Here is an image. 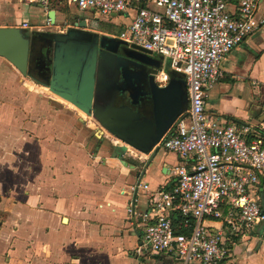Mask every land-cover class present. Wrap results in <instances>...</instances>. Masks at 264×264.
I'll list each match as a JSON object with an SVG mask.
<instances>
[{
	"label": "crops",
	"instance_id": "0c3cea01",
	"mask_svg": "<svg viewBox=\"0 0 264 264\" xmlns=\"http://www.w3.org/2000/svg\"><path fill=\"white\" fill-rule=\"evenodd\" d=\"M228 9L233 11L234 5ZM71 12L74 19L60 27ZM256 15L264 18V0L258 1ZM90 17L105 20L66 0H0V26H20L38 37L35 32L65 31ZM129 21L130 15L123 13L107 22L120 28ZM152 57L155 71H167L168 81L169 59L157 53ZM220 67L205 112L221 123H250L264 137V23ZM35 81L40 82L0 56V264H181L175 250L155 253L143 246L139 216L149 207L153 191L176 181L177 154L156 147L146 164L153 148L140 157L129 154L126 149L133 146L111 133L97 135L101 129L82 123V112L67 107L56 112L57 94L33 88ZM252 192L262 210L264 171ZM231 209L222 207L223 213ZM205 223L209 231L225 233L227 255L219 264H264V222L245 231L231 230L210 216Z\"/></svg>",
	"mask_w": 264,
	"mask_h": 264
},
{
	"label": "built area",
	"instance_id": "2783aa9c",
	"mask_svg": "<svg viewBox=\"0 0 264 264\" xmlns=\"http://www.w3.org/2000/svg\"><path fill=\"white\" fill-rule=\"evenodd\" d=\"M258 1L66 0L107 21L128 13L127 24L106 34L167 57L169 67L184 78L188 107L154 145L177 154L176 181L153 191L149 207L139 213L143 246L155 253L175 250L181 264H219L227 255L224 231H209L207 216L237 231L264 222L252 192L264 171V137L250 123H221L205 112L208 90L222 74V60L264 23L256 15ZM231 3L233 11L228 9ZM155 79L163 85L168 74L160 70ZM126 151L137 157L142 153L134 147ZM225 204L232 209L223 213ZM128 211L136 214L132 207ZM172 211L184 218L182 227L191 226L188 233H175Z\"/></svg>",
	"mask_w": 264,
	"mask_h": 264
},
{
	"label": "water",
	"instance_id": "95a60500",
	"mask_svg": "<svg viewBox=\"0 0 264 264\" xmlns=\"http://www.w3.org/2000/svg\"><path fill=\"white\" fill-rule=\"evenodd\" d=\"M47 15L54 20L53 10H49ZM72 26L65 31L34 33L49 40L43 68L45 79L40 81L41 84L95 118L111 134L137 150L148 153L153 148L148 164L156 151L154 145L187 107L183 77L169 67L170 78L166 84L159 86L152 81V104L148 111L127 102L115 104L117 93L128 91L121 85L124 80L117 82L119 75L123 77L125 73L122 60L130 58L141 64L152 57V52L136 44L126 46L121 40L97 31L78 29L87 26L84 19L73 22ZM75 30L89 34L92 39L79 38ZM34 36L20 26H0V56L24 76H33L29 51ZM128 52L137 53V58ZM109 66L116 76L111 80L102 75L103 68ZM174 74L180 77H174ZM261 201L263 210V198Z\"/></svg>",
	"mask_w": 264,
	"mask_h": 264
},
{
	"label": "flooded vegetation",
	"instance_id": "af4514ba",
	"mask_svg": "<svg viewBox=\"0 0 264 264\" xmlns=\"http://www.w3.org/2000/svg\"><path fill=\"white\" fill-rule=\"evenodd\" d=\"M72 25L73 23L69 27ZM78 29L93 31L87 26L83 28L78 27ZM74 33H76L79 38L92 39V36L82 33V31L75 30ZM48 45L49 40L46 37L34 36L29 51L30 72L42 80L45 79V71L43 68L45 67V57ZM128 53H131V56L135 57V59L137 58V53ZM122 62L125 65L124 78L122 75H119L117 82L120 83L124 80L121 85L122 87H127L128 91L126 90L124 94L117 93L115 96V104L127 102L131 106L137 105L144 111H148L151 105V85L152 81H155L154 73L156 60L151 57L147 58L146 62L138 64L137 61L127 58L122 60ZM102 75L107 80L116 77L113 68L110 66L103 68Z\"/></svg>",
	"mask_w": 264,
	"mask_h": 264
},
{
	"label": "rangeland",
	"instance_id": "374dc122",
	"mask_svg": "<svg viewBox=\"0 0 264 264\" xmlns=\"http://www.w3.org/2000/svg\"><path fill=\"white\" fill-rule=\"evenodd\" d=\"M76 14V13H75ZM74 19V12L72 13L71 12V16L70 17H66L64 20H63V22L62 23H60L59 24V26L60 27H65V25L68 23H70L72 20ZM108 23V22H107ZM87 25H88V27L89 28H93V29H95V30H97V31H99L100 33H104V34H106V33H109V32H107L106 30H105V23L104 22H101V21H98L97 19H92L91 17L89 18V21H87ZM116 25V24H115ZM118 26V25H117ZM115 29H117V31H118V29H119V26H118V28H115ZM167 65V61H164V66H166ZM158 70H156L155 71V74H154V76H156V74H158ZM167 72V71H166ZM168 73V72H167ZM35 76V74H33V77ZM35 77H37V76H35ZM31 79V78H30ZM35 84H38V85H34L33 86V88H38V90L40 91V92H42V93H44V94H47L48 96H54L55 94H53L51 91H49V89L47 88V86L46 87H44V89H43V85L42 84H40L41 82H34ZM42 85V86H41ZM57 96H59V95H57ZM53 97V98H56L55 100H56V102H55V104L53 105L54 106V110L56 111V112H59V111H62V110H65L66 109V107L67 108H71L72 110H74V111H77V112H82V113H79L80 115V118H81V121H82V123H85V124H88L89 126H91V128H93L92 130H97L96 128H97V126L99 127V129H101V131L99 132V131H96V133H97V135H101L102 137L103 136H106V135H108L109 136V134H110V132L107 130V129H105L102 125H100L99 124V122L95 119V118H93L92 116H88L87 114H85L82 110H80V109H77L76 108V106L75 105H73L72 104V106H74V107H72V106H70V104L71 103H68L67 101H65V100H63V98L60 96V97ZM46 105H48L47 103H46ZM70 106V107H69ZM92 132H94V131H92ZM104 138V137H103ZM157 151H160V152H163L164 150H163V148H159ZM135 162H137V163H140V161H138V160H135Z\"/></svg>",
	"mask_w": 264,
	"mask_h": 264
},
{
	"label": "trees",
	"instance_id": "16d2710c",
	"mask_svg": "<svg viewBox=\"0 0 264 264\" xmlns=\"http://www.w3.org/2000/svg\"><path fill=\"white\" fill-rule=\"evenodd\" d=\"M97 20L105 23V27H106L105 30L107 32L112 33V34H115L117 32V29H115V28H118L117 25L107 23V21L102 20V19H97ZM31 74L33 75V73H31ZM35 78H37V77H35ZM39 81H42V79H39ZM183 219L184 218L180 215V213L176 211V214L172 220V225H173V229H174L175 233H188L190 231L191 226H189L187 228L182 227ZM188 222L190 224H192L193 221H192V219H189Z\"/></svg>",
	"mask_w": 264,
	"mask_h": 264
},
{
	"label": "bare ground",
	"instance_id": "6f19581e",
	"mask_svg": "<svg viewBox=\"0 0 264 264\" xmlns=\"http://www.w3.org/2000/svg\"><path fill=\"white\" fill-rule=\"evenodd\" d=\"M102 34V33H101ZM108 36H110V35H108ZM153 53V52H152ZM177 73H179V72H177ZM181 74V73H180ZM181 76H182V74H181ZM183 77V76H182ZM184 79V78H183ZM156 82V81H155ZM185 82V81H184ZM157 83V82H156ZM158 84V83H157ZM160 86V85H159ZM58 97H60V96H58ZM65 100V99H64ZM65 101H67V100H65ZM68 103H71V102H69V101H67ZM72 104V103H71ZM165 134V133H164Z\"/></svg>",
	"mask_w": 264,
	"mask_h": 264
}]
</instances>
